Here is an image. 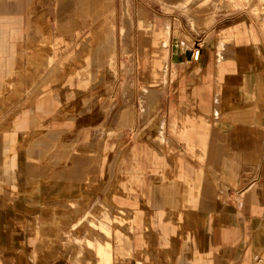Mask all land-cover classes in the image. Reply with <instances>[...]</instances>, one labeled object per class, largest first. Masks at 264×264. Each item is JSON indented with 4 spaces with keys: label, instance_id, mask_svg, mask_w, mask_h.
Masks as SVG:
<instances>
[{
    "label": "rangeland",
    "instance_id": "obj_1",
    "mask_svg": "<svg viewBox=\"0 0 264 264\" xmlns=\"http://www.w3.org/2000/svg\"><path fill=\"white\" fill-rule=\"evenodd\" d=\"M93 1L91 0L92 3ZM100 2L98 7L107 14L114 31L113 38L107 42L114 53L116 79L113 82L108 71L102 68L95 85L90 83L86 88L78 87L77 80L73 79L72 87H66L62 83L69 74L67 70L63 67L58 71L46 69V55L34 58V51L27 45L26 40L18 47L20 66L16 73L17 83L3 91V101L0 102V147L13 132L12 125L18 123V117L22 120L26 114L28 128L18 133L15 138L14 152H20L18 161L24 162L27 167L31 166V170L25 174L27 177L33 176L35 164L41 168L42 208L61 209L66 216L57 221L59 233L54 242L42 239L40 233L35 235L36 244L33 245L32 242L30 247L24 249L22 246H16L19 237L11 235L14 247H11L12 249L0 247V264H99V260L104 262L101 264H174L176 257L183 255L182 247L185 245L183 241L186 235L191 238L197 236L195 214L184 207L178 199L180 189L183 187L177 186L179 184L177 174L172 171V164L177 159L173 154L177 150H174L170 143L167 144L168 140L164 138V113L161 112V102L163 89L169 78L172 45L173 51H182L188 43L192 44L201 38L216 36L217 39L225 37L232 39L237 33L234 26L238 24L250 25L251 29L261 34L264 42V22L261 18L264 16V0ZM92 3L90 9L95 8ZM56 6L57 0H47L42 7L46 12L45 16L38 18L36 15L38 25L34 34L36 41L43 40L44 32L40 26L44 22L50 38L55 35ZM124 10L132 27L131 58L119 34ZM142 20H148L151 24L149 35H144L140 28ZM158 23H165L169 32L166 82L160 87V98L156 104V108H160L158 118L148 128L142 130L156 109L154 107L148 113L142 112L138 96L141 90L149 87L148 70L152 61L151 50L156 39L153 27ZM22 29L28 34L26 23ZM84 33L86 31L82 34ZM80 38L73 39L69 47L63 51L64 59L69 61L74 55ZM143 49L146 52H143ZM28 61L32 67L24 71L23 65ZM126 65L131 68L129 77L131 97L125 98L121 87L126 79L123 73ZM25 75L29 78L28 81H25ZM56 79L58 82H55ZM110 83H112L110 89L106 90ZM45 84L47 87H44ZM55 91L59 92L61 103L54 98ZM219 94L220 92H217L215 100H219L217 97ZM86 96L95 97L93 109L82 107V101ZM38 102L42 103L41 110L35 107ZM96 113L98 116L95 118ZM212 114L215 120L223 116L222 111L216 106V101ZM261 114L264 115V106H261ZM161 124L162 141L158 139ZM116 136L122 140L131 139L135 146H149L158 155L155 159L166 157V165L164 162L160 167H153L158 168L159 174L149 170L145 175L143 173L131 178L122 175L114 181L108 143L110 142L112 147ZM38 152L40 155H34ZM188 158L194 159L192 156ZM2 167L0 155V210L6 211L15 207L13 203L19 201L23 191L29 187L23 189L19 186L14 188L10 186ZM244 176L248 180L252 179L251 183L260 182L264 180V171L256 174L250 171ZM66 180L80 185L81 189L72 192L71 188L65 185ZM58 187L63 191L60 192ZM30 188L33 190L34 187ZM199 189L195 199L201 201L204 198V189L200 187ZM211 190L226 207L224 202L227 200L222 198L220 191L215 188ZM154 207L163 211L161 224H158L159 222L153 224ZM135 221L140 222V227H137ZM10 224L11 232L18 234L26 221L16 215ZM29 226L37 228L38 222L36 224L31 222ZM162 226H166L170 233L167 245H164L161 239L164 230ZM172 231L175 234H172ZM99 246L106 248L105 253L100 256L97 251ZM108 249L111 251V257ZM262 256L248 258L247 253H240L237 243L218 245L213 250L210 264H263Z\"/></svg>",
    "mask_w": 264,
    "mask_h": 264
},
{
    "label": "crops",
    "instance_id": "obj_2",
    "mask_svg": "<svg viewBox=\"0 0 264 264\" xmlns=\"http://www.w3.org/2000/svg\"><path fill=\"white\" fill-rule=\"evenodd\" d=\"M46 1L0 0V102L3 101V91L17 83L16 73L20 66L18 47L25 40L34 51V58L46 55V69L58 71L63 67L69 72L62 83L66 87H72L73 79L77 80L78 87L86 88L90 83L95 85L102 68L108 71L111 82L116 79L114 53L107 43L113 38L114 31L107 14L98 7L101 0H94L93 3L91 0H57L55 35L50 38L44 22L40 26L44 32L43 40L36 41V15L38 18L45 16L46 12L42 7ZM91 3L95 8L90 9ZM261 18L264 22L263 15ZM24 23L28 34L22 29ZM234 27L237 33L232 39H217L216 36L201 38L192 44L188 43L182 51H173L172 45L169 78L163 89L161 102L164 138L168 140L167 144L170 143L177 150L173 154L177 159L172 164V171L177 174V186L183 187L178 199L195 214L197 234L192 238L186 235L183 255L177 256L174 264H210L213 250L218 245L234 243H237L240 253H247L248 258L263 255L264 264V180L251 183L252 179L248 180L244 176L250 171L255 174L264 171V115L261 114V106H264V42L261 34L251 29L250 25L238 24ZM140 28L144 35H149L151 24L148 20H142ZM84 31L86 33L82 34ZM131 32L130 19L124 10L119 34L130 58ZM153 32L156 39L148 70L149 87L141 90L138 96L144 113L156 108L160 87L165 84L167 74L168 26L158 23L154 25ZM76 38L81 40L68 61L63 58L62 53ZM177 44L176 42V47ZM197 45H200L201 50L197 61H194L191 53ZM142 51L146 52L145 49ZM23 67L24 71H28L32 67L31 62L28 61ZM123 73L126 79L121 87L122 95L125 98L131 97L129 65L124 66ZM28 80L26 77L25 81ZM111 84L106 90L110 89ZM217 92H220L217 96L219 100H215ZM53 96L61 103L59 92H53ZM215 101L223 113L219 120H215L212 114ZM82 103V107L93 109L95 97L86 96ZM35 107L40 110L43 108L40 102ZM159 111L160 108H156L152 112L142 130L157 120ZM97 116L96 113L95 118ZM19 120L21 117H18V123L12 125L13 132L1 144L2 171L13 188H29L23 191L19 201L13 203L15 207L0 210V247H5L4 249L14 247L11 235L19 237L16 246L24 249L30 247L32 242L35 245V235L40 233L42 239L54 242L59 233L57 221L66 216L61 209L42 208L41 168L35 164L33 176L27 177L25 174L31 170V166L27 167L24 162L18 161L20 152H14L15 138L28 128L26 114ZM163 124L159 130L160 141L163 139ZM23 153L25 155L24 151ZM108 154L112 157L114 181L122 175L130 178L143 173L145 175L149 170L159 174L158 168L153 167H160L164 162L166 165L167 161L165 156L155 159L158 155L149 146H135L131 139L122 140L118 136L114 137L112 147L108 143ZM189 156L194 159H189ZM17 171L20 173L16 174ZM65 185L72 192L81 189L73 181L66 180ZM31 186L34 187L33 190ZM189 187L192 189H188ZM199 187L204 189L201 201L195 199L200 191ZM213 188L218 189L222 198L227 200L224 202L226 207L211 190ZM57 189L63 191L61 187ZM241 191L243 192L240 193ZM154 208L153 224H161L163 211L161 208ZM16 215L26 221L18 234L10 230V221ZM31 222H38V227H30ZM135 223L140 227L139 221ZM162 228L161 239L167 245L170 233L166 226ZM172 234H175L174 231ZM128 245L131 246V243L128 242ZM97 251L100 256L105 253L106 248L99 246ZM111 251L113 252L112 247ZM111 251L108 249L110 257ZM101 262L103 261L99 260V264Z\"/></svg>",
    "mask_w": 264,
    "mask_h": 264
},
{
    "label": "built area",
    "instance_id": "obj_3",
    "mask_svg": "<svg viewBox=\"0 0 264 264\" xmlns=\"http://www.w3.org/2000/svg\"><path fill=\"white\" fill-rule=\"evenodd\" d=\"M201 47L200 45H197L195 49L192 51L191 56L194 61H197L199 53H200Z\"/></svg>",
    "mask_w": 264,
    "mask_h": 264
}]
</instances>
